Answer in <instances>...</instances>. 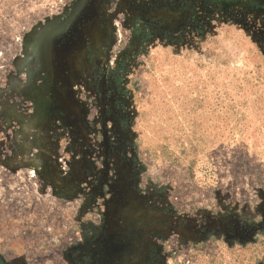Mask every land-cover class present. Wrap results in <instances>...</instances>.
I'll return each mask as SVG.
<instances>
[{"label": "rangeland", "instance_id": "374dc122", "mask_svg": "<svg viewBox=\"0 0 264 264\" xmlns=\"http://www.w3.org/2000/svg\"><path fill=\"white\" fill-rule=\"evenodd\" d=\"M0 264H264V0H0Z\"/></svg>", "mask_w": 264, "mask_h": 264}]
</instances>
